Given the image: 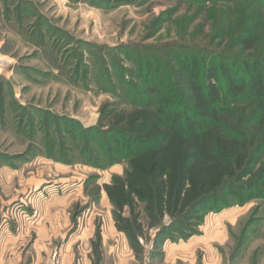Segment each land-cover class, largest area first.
Wrapping results in <instances>:
<instances>
[{
  "label": "rangeland",
  "instance_id": "1",
  "mask_svg": "<svg viewBox=\"0 0 264 264\" xmlns=\"http://www.w3.org/2000/svg\"><path fill=\"white\" fill-rule=\"evenodd\" d=\"M247 3L0 0V209L38 187L41 200L53 198L46 209L58 214L39 257L23 252L21 264L163 263L159 255L150 258V242L147 255L138 258L115 225L103 185L123 174L126 161L108 164L112 159L93 148L98 163L107 165L84 164L91 158L69 151L71 142L64 144L56 127L66 119L96 125L107 101L131 108L123 80L141 85L139 74L150 72L151 63L176 66L172 55L185 53L187 45L234 52L238 22L251 14ZM259 16L264 19V9ZM164 73L168 81L174 78L168 67ZM33 114L37 125L31 127ZM202 225L216 237L202 243L192 261L174 264H264V199L207 213ZM98 231L100 261L93 248Z\"/></svg>",
  "mask_w": 264,
  "mask_h": 264
},
{
  "label": "trees",
  "instance_id": "2",
  "mask_svg": "<svg viewBox=\"0 0 264 264\" xmlns=\"http://www.w3.org/2000/svg\"><path fill=\"white\" fill-rule=\"evenodd\" d=\"M246 1L251 14L238 22L234 52L187 45L172 55L176 66L151 63L141 85L123 80L131 108L107 101L96 125L66 119L56 127L69 151L91 158L84 164L107 165L98 163L96 148L108 164L126 161L103 188L138 258L149 242L156 252L167 239L198 234L207 213L264 199V0ZM93 244L100 261V231Z\"/></svg>",
  "mask_w": 264,
  "mask_h": 264
},
{
  "label": "crops",
  "instance_id": "3",
  "mask_svg": "<svg viewBox=\"0 0 264 264\" xmlns=\"http://www.w3.org/2000/svg\"><path fill=\"white\" fill-rule=\"evenodd\" d=\"M42 191L41 188L30 187L23 192L22 197L12 199L14 202L11 201L6 209L2 205L4 207H2V210L0 209V264H21V260L26 257L23 252L28 254L33 251L37 253L33 254V259L36 256L38 258L43 249L41 244L46 241L48 227L57 226V211L53 212L51 209L53 198L41 200ZM46 206L51 207L46 209ZM204 226H200L198 234H194L187 239L177 241L167 239L158 251L151 252L150 258L159 255L163 259L161 264H174L177 260L188 258L192 261V255L200 245L213 240L211 237L216 235L205 232ZM25 236H29L27 241L30 246L27 250L25 248L27 241L24 242ZM49 237H52V234H49ZM127 245L130 247L129 242H127ZM130 250H132L131 247ZM147 252L146 249L143 257L147 255Z\"/></svg>",
  "mask_w": 264,
  "mask_h": 264
}]
</instances>
